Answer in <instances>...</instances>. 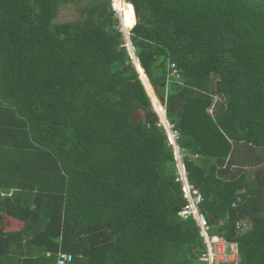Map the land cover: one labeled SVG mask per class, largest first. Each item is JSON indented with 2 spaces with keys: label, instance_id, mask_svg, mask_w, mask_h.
<instances>
[{
  "label": "trees",
  "instance_id": "obj_1",
  "mask_svg": "<svg viewBox=\"0 0 264 264\" xmlns=\"http://www.w3.org/2000/svg\"><path fill=\"white\" fill-rule=\"evenodd\" d=\"M125 1L210 233L237 245V264H264V0ZM68 3L0 0V259L201 264L174 152L110 0L56 22ZM6 217L19 229L5 231Z\"/></svg>",
  "mask_w": 264,
  "mask_h": 264
},
{
  "label": "built area",
  "instance_id": "obj_2",
  "mask_svg": "<svg viewBox=\"0 0 264 264\" xmlns=\"http://www.w3.org/2000/svg\"><path fill=\"white\" fill-rule=\"evenodd\" d=\"M116 1H119L127 6H131L124 3L122 0ZM110 5L114 11L113 17L119 21L117 29L123 32L124 46L128 49L130 44L129 36H126L123 31L120 10L116 7L114 0H110ZM171 67L173 68V64ZM173 72H175V70ZM159 106L165 114V105H163L164 108H162L161 104ZM154 108L156 110L155 106ZM156 111L158 112V110ZM159 125H162L167 130L168 144L174 152L176 164L175 181L181 185L183 196L186 200V204L180 210L179 215L181 217L192 216L195 219L205 243V250L198 255V260L202 262L201 264H237L239 258L235 243L227 242L218 234H211L210 224L199 209L203 196L200 190L188 179L187 172L183 165V155L181 154L176 142L179 137V133L171 128L169 122L165 125V123L160 119ZM237 226L239 227V224H237ZM71 260V253L60 251L57 254L56 264H68Z\"/></svg>",
  "mask_w": 264,
  "mask_h": 264
},
{
  "label": "rangeland",
  "instance_id": "obj_3",
  "mask_svg": "<svg viewBox=\"0 0 264 264\" xmlns=\"http://www.w3.org/2000/svg\"><path fill=\"white\" fill-rule=\"evenodd\" d=\"M89 1H91V0H78V4H75V3H68V4H65V5H61L60 6V10H59V13H58V16H57V18H56V22H64V21H71V20H74V19H76V18H79L80 17V12H79V8H80V6H83V5H86V4H88L89 3ZM119 4V3H118ZM122 4V3H121ZM127 24L126 23V21H124V23H122V26H123V28H125L126 30H127V33H128V28H127V26H128V24H127V26L125 27V25ZM145 87H146V85H145ZM150 88V87H149ZM150 91L152 92V88H150ZM154 92V91H153ZM156 96V95H155ZM157 99H158V97H157ZM155 103H157L158 105L159 104H161V102L159 101V99H158V101L155 99ZM156 104V105H157ZM162 108H164L163 107V105H162ZM157 110V109H156ZM158 110H159V112H161L162 110H161V108H160V106H158ZM140 115L141 114H138V115H136L135 116V118L137 119V120H140ZM160 121V120H159ZM261 166L264 168V162L261 164ZM244 167V166H243ZM254 169H255V167H253ZM252 174V173H251ZM239 258V257H238Z\"/></svg>",
  "mask_w": 264,
  "mask_h": 264
},
{
  "label": "crops",
  "instance_id": "obj_4",
  "mask_svg": "<svg viewBox=\"0 0 264 264\" xmlns=\"http://www.w3.org/2000/svg\"><path fill=\"white\" fill-rule=\"evenodd\" d=\"M2 223L5 231H16L21 226V222L12 217L3 218ZM0 264H18V262L16 261V259H12L11 257H9L0 259Z\"/></svg>",
  "mask_w": 264,
  "mask_h": 264
},
{
  "label": "water",
  "instance_id": "obj_5",
  "mask_svg": "<svg viewBox=\"0 0 264 264\" xmlns=\"http://www.w3.org/2000/svg\"><path fill=\"white\" fill-rule=\"evenodd\" d=\"M123 36H124V35H123ZM129 43H130V42H129ZM126 50H127L128 54H129L130 58L132 59V63L134 64V66H135V68H136V70H137V73L139 74V78H140V80L142 81V83H143V85H144V87H145V84H144L143 79H142V75H145V74L143 73V70H142V68L140 67L139 63H138V60H137V58L135 57L134 52H133V49H132V47L130 46V44H129L128 49L126 48ZM145 90H146V87H145ZM146 92H147V94L149 95V97H150V99H151V103H152V105H153V104L155 103L154 100L156 99V96H155L153 90H152V93H149L147 90H146ZM156 100H157V99H156ZM162 121L165 123V125L167 124L168 120H167V118L165 117V115H163V117H162Z\"/></svg>",
  "mask_w": 264,
  "mask_h": 264
},
{
  "label": "bare ground",
  "instance_id": "obj_6",
  "mask_svg": "<svg viewBox=\"0 0 264 264\" xmlns=\"http://www.w3.org/2000/svg\"><path fill=\"white\" fill-rule=\"evenodd\" d=\"M114 3H115V5H116V7L120 10L121 17H122L121 22L124 23L123 4H121V2L116 1V0H114ZM118 3H119V4H118ZM124 25H125V24H124ZM126 26H127V25H125V27H126ZM122 27H123V26H122ZM123 31L127 33V30H126L125 28H123ZM143 82H144V84L146 85V90H147L149 93H152V92L150 91V88H149L147 82H145L144 80H143ZM149 85H150V87L152 88L150 82H149ZM154 101H155V100H154ZM156 104H157V103H154V105L156 106V108H157V110H158V106H159V105H158V104L156 105ZM158 112H159V110H158ZM160 113H161V114H160ZM159 114H160V116L163 117V111L159 112ZM235 245H236V244H235ZM236 249H237V245H236Z\"/></svg>",
  "mask_w": 264,
  "mask_h": 264
},
{
  "label": "clouds",
  "instance_id": "obj_7",
  "mask_svg": "<svg viewBox=\"0 0 264 264\" xmlns=\"http://www.w3.org/2000/svg\"><path fill=\"white\" fill-rule=\"evenodd\" d=\"M124 3H126V4H129V5H131V9L133 10V14H134V9H133V6H132V4L131 3H129V2H126L125 0H122ZM111 6V5H110ZM111 9H112V7H111ZM112 11H113V9H112ZM114 12V11H113ZM134 17H135V14H134ZM121 19H122V17H121ZM135 19H136V17H135ZM117 22L119 23V21H118V19H117ZM130 30L131 29H129L128 30V33H126V32H124L125 33V35L127 36H129V42H130ZM120 33H121V36H122V41H123V32L122 31H120V30H118ZM130 46H131V44H130ZM123 47H125L124 46V41H123ZM132 47V46H131ZM126 48V47H125ZM153 90V89H152ZM155 94V93H154ZM156 99H157V96H156ZM157 101H158V99H157ZM154 105V104H153ZM152 105V107H153V109H154V111L157 113V115H158V117H159V120L161 119L162 120V116H160L159 115V113L155 110V108H154V106ZM160 105V104H159ZM163 115H165V117H166V114H164L163 113ZM168 120V119H167ZM160 122V121H159ZM166 130V129H165ZM166 133H167V130H166ZM167 142H168V135H167Z\"/></svg>",
  "mask_w": 264,
  "mask_h": 264
}]
</instances>
